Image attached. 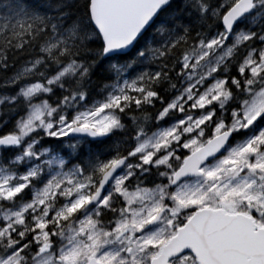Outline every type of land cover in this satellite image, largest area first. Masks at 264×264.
<instances>
[{
	"label": "snow or ice",
	"instance_id": "snow-or-ice-1",
	"mask_svg": "<svg viewBox=\"0 0 264 264\" xmlns=\"http://www.w3.org/2000/svg\"><path fill=\"white\" fill-rule=\"evenodd\" d=\"M0 264H264V0H0Z\"/></svg>",
	"mask_w": 264,
	"mask_h": 264
}]
</instances>
